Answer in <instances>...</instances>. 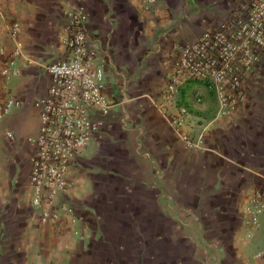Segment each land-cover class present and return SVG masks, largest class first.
I'll use <instances>...</instances> for the list:
<instances>
[{
  "label": "crops",
  "instance_id": "1",
  "mask_svg": "<svg viewBox=\"0 0 264 264\" xmlns=\"http://www.w3.org/2000/svg\"><path fill=\"white\" fill-rule=\"evenodd\" d=\"M240 1L0 0V68L17 53L11 78H0V106L19 102L0 114V264H128L144 246L153 263L264 264V68L226 116L199 82L166 94L181 47ZM74 14L85 16L111 108L53 200L60 220L41 223L27 185L39 128L32 103L65 55ZM181 108L189 116L177 124Z\"/></svg>",
  "mask_w": 264,
  "mask_h": 264
},
{
  "label": "built area",
  "instance_id": "2",
  "mask_svg": "<svg viewBox=\"0 0 264 264\" xmlns=\"http://www.w3.org/2000/svg\"><path fill=\"white\" fill-rule=\"evenodd\" d=\"M147 6L153 0H143ZM85 16H70L64 44L65 55L47 67L50 84L45 96L33 101L39 128L33 139L27 185L33 193L31 203L40 210L41 223L55 224L60 215L53 200L68 189L65 176L77 165L78 158L96 142L109 115L111 105L103 94L102 70L93 64L87 33L82 24ZM18 26L12 28L16 36ZM13 56L4 58L0 78L12 76ZM264 68V0H241L226 17L204 27L196 39L181 47L166 85L172 97L187 81H195L214 91L218 116L236 111L246 100L249 85ZM1 94V90H0ZM7 98L0 106L6 115L18 106ZM189 112L179 110L182 124ZM205 128L199 132L202 136ZM259 210L264 203L256 202ZM253 223L256 218H252Z\"/></svg>",
  "mask_w": 264,
  "mask_h": 264
},
{
  "label": "rangeland",
  "instance_id": "3",
  "mask_svg": "<svg viewBox=\"0 0 264 264\" xmlns=\"http://www.w3.org/2000/svg\"><path fill=\"white\" fill-rule=\"evenodd\" d=\"M141 248H143V245H141ZM152 248L156 252L157 250H159V248H161V245L158 246L156 244ZM143 249H144L143 257L141 256V254H139V257H135V256L125 257L126 263H128V264H147V263H149V264H162V262L168 261V264H170V262H172V259L171 258H167V257H164V256H158V258L154 261V263L151 262L150 260L148 261L146 254L147 253L148 254L152 253V250L151 249L146 250L145 246H144ZM141 259H143V260H141Z\"/></svg>",
  "mask_w": 264,
  "mask_h": 264
}]
</instances>
